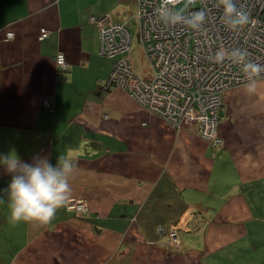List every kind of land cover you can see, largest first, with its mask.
<instances>
[{"label": "crops", "instance_id": "crops-1", "mask_svg": "<svg viewBox=\"0 0 264 264\" xmlns=\"http://www.w3.org/2000/svg\"><path fill=\"white\" fill-rule=\"evenodd\" d=\"M136 11L137 0H0V153L55 165L71 149L70 199L90 209L87 219L65 206L47 225L14 223L0 167V264H264V77L254 94L247 83L222 93L223 146L197 124L171 128L105 85L112 60L88 19L129 24ZM181 217V243L167 245Z\"/></svg>", "mask_w": 264, "mask_h": 264}, {"label": "built area", "instance_id": "built-area-1", "mask_svg": "<svg viewBox=\"0 0 264 264\" xmlns=\"http://www.w3.org/2000/svg\"><path fill=\"white\" fill-rule=\"evenodd\" d=\"M162 2L137 0L134 19L148 65L146 77L131 68V33L127 22H114L109 15L89 17L88 22L98 29L99 54L112 60L105 85L122 87L144 109L175 129L197 124L202 138L213 147H221L224 140L218 134V126L223 110L222 93L247 80L239 65L228 60L216 63L213 58L221 49H243L250 61L264 65V0H237L249 12L250 19L236 32L225 26L217 0H197L189 9L206 14V22L198 31L164 24L157 12ZM49 35L50 30L41 27L37 38L44 40ZM12 36V32L6 33V39ZM54 59L60 72L69 70L62 52ZM263 77L264 73L260 78ZM53 103L49 96L42 97V107L52 111ZM66 208L80 218L90 217L84 199L72 198ZM178 229L179 223H172L165 230L174 243L179 242ZM157 231L162 233L164 228L159 226Z\"/></svg>", "mask_w": 264, "mask_h": 264}, {"label": "clouds", "instance_id": "clouds-1", "mask_svg": "<svg viewBox=\"0 0 264 264\" xmlns=\"http://www.w3.org/2000/svg\"><path fill=\"white\" fill-rule=\"evenodd\" d=\"M196 3L197 0H163L157 12L168 26L198 31L206 22V14L189 11ZM216 6L221 9L222 20L229 30L239 31L249 23V12L237 0H217ZM213 59L216 63L228 60L239 65L247 80V93H256L264 65L250 61L243 49H221ZM68 152L57 155L55 165L39 154L30 163L24 162L15 148L6 154L0 153V167L11 177L4 192L12 222L47 225L67 205L72 195L70 178L76 168L75 159Z\"/></svg>", "mask_w": 264, "mask_h": 264}, {"label": "rangeland", "instance_id": "rangeland-1", "mask_svg": "<svg viewBox=\"0 0 264 264\" xmlns=\"http://www.w3.org/2000/svg\"><path fill=\"white\" fill-rule=\"evenodd\" d=\"M128 27H129V30H130V33H131V49H130V54H131V58H130V65H131V68L133 71L137 72L138 74H140L141 76H144L146 77L148 74V65H147V62L143 56V52H142V49H141V45H140V42H139V39H138V29H137V23L134 19H130L129 20V24H128ZM119 88H122V87H119ZM123 89V88H122ZM126 91V90H125ZM127 92V91H126ZM131 97V96H130ZM132 98V97H131ZM135 100V99H134ZM136 101V100H135ZM137 102V101H136ZM138 103V102H137ZM138 105L144 109L139 103ZM146 110V109H144ZM148 111V110H146ZM149 113L153 114L152 112L148 111ZM156 115V114H155ZM158 116V115H157ZM160 117V116H158ZM161 118V117H160ZM162 120H164L163 118H161ZM164 122H166L164 120ZM167 124V123H166ZM169 126V125H168ZM171 127V126H170ZM173 128V127H171ZM175 129V128H173ZM175 130H179V129H175ZM67 209V208H66ZM67 211H70L72 212L75 216L76 213L73 212L72 210H68ZM78 217V216H77ZM80 218V217H79ZM184 217H181L180 220H178V223L181 224L182 222V219ZM161 234V232H159ZM180 238V237H179ZM181 243L180 239H179V242H173L172 240L170 241V239H168L167 241V245H170V246H179Z\"/></svg>", "mask_w": 264, "mask_h": 264}]
</instances>
